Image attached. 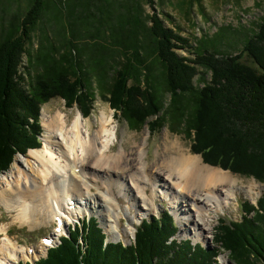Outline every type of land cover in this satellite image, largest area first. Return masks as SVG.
Returning a JSON list of instances; mask_svg holds the SVG:
<instances>
[{
	"label": "trees",
	"instance_id": "trees-1",
	"mask_svg": "<svg viewBox=\"0 0 264 264\" xmlns=\"http://www.w3.org/2000/svg\"><path fill=\"white\" fill-rule=\"evenodd\" d=\"M156 1L28 0L24 12L9 18L0 8V173L16 154L41 147L40 111L50 99L89 116L94 78L128 128L147 125L153 134L167 124L191 140V151L204 163L264 183V18L233 54L218 47L230 26L192 46L164 24ZM45 15L61 35L66 20L70 37L40 38L31 51L32 34ZM81 35L96 38V44L76 50ZM187 47L194 58L176 51ZM24 54L28 63L21 72ZM215 231L216 248L178 241L172 216L163 212L144 220L135 240L122 245L108 242L91 217L34 264H222L221 252L231 264H264V194L256 204L244 202L240 218L221 220Z\"/></svg>",
	"mask_w": 264,
	"mask_h": 264
},
{
	"label": "rangeland",
	"instance_id": "rangeland-1",
	"mask_svg": "<svg viewBox=\"0 0 264 264\" xmlns=\"http://www.w3.org/2000/svg\"><path fill=\"white\" fill-rule=\"evenodd\" d=\"M13 1L0 0V8H5L8 18L16 10L21 9V12H24L28 4V0ZM188 1H191V4H188ZM143 8L147 13L152 12V8L149 5L144 4ZM155 10L159 13L166 26L175 29L183 37L187 38L192 46L202 36L212 37L222 26H230L231 29L224 35V40L218 47L223 51L235 54L242 47L243 39L251 32L255 23L264 18V0H157ZM0 16L5 17L2 12H0ZM47 18L48 15H45L39 27L32 34V40L28 46L31 51L37 49L40 44V38L47 37L56 40V38L60 39V37H70L68 36V24L66 20H64L63 26H66L65 31H67L61 35L60 29L55 27L52 19L46 23ZM96 42V38L81 35L76 39V50L82 52V47L94 46ZM176 51L179 56L194 58L191 48L187 47L177 49ZM27 63L28 58L24 54L20 65L21 72H24ZM199 70L202 69L199 68ZM198 76L194 78V81L197 80ZM205 79H210L209 73L206 74ZM92 86L95 93L93 109L89 116L83 117L81 115L85 118V126L93 132L95 128L99 127L97 120L104 111L108 115L107 118L112 117L113 122L111 126L115 130V136L111 138V155L115 156L123 148L126 155L130 156L129 154L131 153V156H134L133 154H135V150L139 146V149L142 151L140 156L137 155L138 168L135 175L141 185V196L145 201L140 198H136L135 200L132 198L134 187L131 186L128 179L124 183L126 186L128 184L131 186L132 190L130 192L119 181H111L106 186L102 178H94L87 173H83L82 176L75 178V181L82 185L80 192L83 193L74 192V195L77 194L75 199H70L72 197L68 193L64 196L62 204L60 202L58 204L55 199L52 200L57 214L70 215V218L66 215V225L62 233L65 234L67 227L80 222L82 217L92 216L96 218L99 226L106 234L108 242L121 240L129 244L134 238L136 226L139 224L141 218L159 216L160 213L167 210L173 216V221L177 228L174 236L176 240L190 239L193 244L201 243L206 248H216L217 246L214 242L215 227L221 220L239 219L244 202L255 203L264 194V184L258 182L253 177H245L224 170L229 172L240 188L233 189L234 195L228 199V206H206L207 211H204V213H208V217H205V219L208 220L212 229L200 232L196 229L194 223L189 222L188 229L182 230L179 221L185 218L186 214L182 212V209L180 211L178 208H175L178 205L175 201L180 202L181 199V207L185 209H188L191 202L187 201L186 203L188 204L182 206L185 203L183 201L185 199L182 197L185 196L183 192L182 194L177 193L178 196L180 195L179 199H174V194L167 187V184L164 183L165 180L159 179L160 177H154L152 172L159 169L165 174V169H160V167L166 156V151L169 149L170 140L174 141L175 145L182 149L186 155H199L191 151V140L186 138L182 131L174 132L170 130L167 124L153 134L149 133L147 125L140 130L128 128L124 119L118 115H114L113 109L110 108L107 99L103 96L104 93L99 89L94 78H92ZM168 100L169 94L166 93L163 96L165 105ZM58 111L61 115H64L63 117L66 120L67 126L70 125L76 114L80 113L76 105L67 107L60 98L50 99L41 106V139L45 133L42 126V114L51 118ZM128 156L127 158H129ZM202 163L208 165L203 161ZM40 168V165H36V162L28 155V152L25 155L16 154L9 169L0 173V193L4 191L17 192L21 189L32 187L34 181L38 182L40 180ZM214 168L221 169L219 167ZM83 182L84 184H82ZM85 182L90 185H86ZM88 187H91V189ZM99 195L105 200L103 203L98 197ZM72 200L75 202L72 203ZM27 202L30 207L26 216L22 218L18 213V208L9 210L4 207L0 200V229L3 228V232L0 230V245L3 243L4 237H9L12 248L20 251L18 258L14 260L15 262H26V259H30L27 255L21 254L25 249L32 247L37 249L33 259L45 257L49 247L46 248V245L42 244V237L51 235L55 238V243L58 240V233H55L57 230L55 229L54 219V217L58 216H54L52 219L48 218L44 209H40V211L35 210V207L38 208L37 201H32L31 203V200H29ZM70 204L73 205L74 209H69ZM104 204L109 206L110 209L107 210ZM204 208L205 206H203ZM3 256L4 253L0 251V258ZM219 260L222 264H231L226 252H221ZM257 264H263V262Z\"/></svg>",
	"mask_w": 264,
	"mask_h": 264
},
{
	"label": "bare ground",
	"instance_id": "bare-ground-1",
	"mask_svg": "<svg viewBox=\"0 0 264 264\" xmlns=\"http://www.w3.org/2000/svg\"><path fill=\"white\" fill-rule=\"evenodd\" d=\"M63 116L59 111L51 118L42 114V126L45 133L41 139V147L28 151V155L36 162V165L41 167L40 180L34 181L32 187L17 192L0 193V200L4 207L9 210L18 208V213L23 218L30 207L27 201L31 200V203L37 201L38 208L35 207V210L44 209L47 217L51 219L54 216L59 217L52 200L55 199L58 204L59 202L62 204L64 196L68 193L72 197L70 199H75L77 194L74 195V192L83 193L80 192L82 185L75 181V178L82 176L83 173L94 178H102L106 186L111 181H119L128 192L133 186L132 198L145 201L141 196V185L135 175L138 168L137 155L140 156L142 150L138 146L134 156H131V153L128 156L122 148L115 156L111 155V138L115 136L114 127L111 126L112 117L107 118L108 115L103 111L97 120L99 127L91 132L86 128L85 118L79 112L69 126ZM169 143V149L160 167L165 169V174L159 169L151 172L154 177L165 180L164 183L174 194V199H179L178 194L183 192L185 196L182 197L185 203L182 206L188 204L187 201L191 202L188 209H185L181 207V199L180 202L175 201L178 204L175 208L180 211L182 209L187 216L179 221L182 230H187L191 222L200 232L210 231L212 226L205 219L208 213H204L207 211L206 206H228V199L234 195L233 189L240 187L229 172L204 165L199 155H186L174 141L170 140ZM127 179L131 186L125 185L124 182ZM88 188L91 189V187ZM98 197L102 203L105 201L101 195ZM74 202L72 200V203ZM104 206L107 210L110 209L109 206L105 204ZM203 206H205L204 209ZM0 230L3 232V228ZM2 242L0 251L4 253V256L0 258V264L17 259L20 251L12 248L9 237H4ZM24 254L33 257L28 254L27 249L21 255Z\"/></svg>",
	"mask_w": 264,
	"mask_h": 264
},
{
	"label": "water",
	"instance_id": "water-1",
	"mask_svg": "<svg viewBox=\"0 0 264 264\" xmlns=\"http://www.w3.org/2000/svg\"><path fill=\"white\" fill-rule=\"evenodd\" d=\"M29 150H33V149H29ZM29 150H28V151H29ZM28 151H27V152H28ZM20 155H21V154H20Z\"/></svg>",
	"mask_w": 264,
	"mask_h": 264
}]
</instances>
